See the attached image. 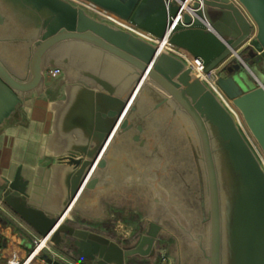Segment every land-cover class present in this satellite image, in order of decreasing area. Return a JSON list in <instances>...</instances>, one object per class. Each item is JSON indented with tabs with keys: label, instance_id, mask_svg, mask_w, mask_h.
Here are the masks:
<instances>
[{
	"label": "water",
	"instance_id": "water-1",
	"mask_svg": "<svg viewBox=\"0 0 264 264\" xmlns=\"http://www.w3.org/2000/svg\"><path fill=\"white\" fill-rule=\"evenodd\" d=\"M86 1L156 36L168 29L170 41L201 59L205 71L219 67L217 84L264 158V0ZM13 14L18 17L16 26L10 19ZM220 24L227 28L225 34ZM201 31L212 32L217 39L212 42L200 36ZM72 41L120 59L136 77L123 98L99 82L103 90L93 95L91 127L96 141L60 158L72 174L59 215L50 217L30 205L27 182L19 172L13 179L0 178V210L20 219L30 237H48L49 249L30 264H159L161 260L170 264L171 254L179 264H264V168L233 115L180 57L69 0H0V126L19 116L24 94L39 87L48 70L62 72L54 52ZM214 43L222 48L216 50ZM188 127L194 130L204 171V186L198 169L197 186L191 183L190 189L194 203L203 210L197 233L193 219L185 223L170 214L174 188L158 192L152 179L161 170L165 185L173 181L168 177L177 175L171 173L175 140ZM211 136L226 148L232 180L242 183L243 207L257 222L256 243L251 246L246 240L239 251L232 248L231 235L223 233ZM177 167L190 177L185 159L179 158ZM86 191L95 209L79 216L75 207ZM118 207L136 228L128 236L116 226L119 239L112 240L96 227Z\"/></svg>",
	"mask_w": 264,
	"mask_h": 264
},
{
	"label": "crops",
	"instance_id": "crops-1",
	"mask_svg": "<svg viewBox=\"0 0 264 264\" xmlns=\"http://www.w3.org/2000/svg\"><path fill=\"white\" fill-rule=\"evenodd\" d=\"M219 29L226 33L224 25L220 24ZM198 34L212 42L217 39L212 32ZM214 44L216 50L222 48L220 43ZM53 57L62 72L57 77L45 74L39 87L24 94L19 116H11L0 126V178L13 179L19 172L27 182L30 205L50 217L61 213L69 194L72 168L60 158L96 141L91 127L95 112L93 95L103 90L99 82L123 98L136 77L135 70L120 59L82 42L65 43ZM90 195L86 191L77 203L75 210L79 216L95 209ZM121 210L110 209V218L96 227L112 240L119 239L114 232L116 226L128 236L135 232L136 226L121 216ZM28 232V227L15 215L0 210V264L25 258L31 246ZM169 261L179 264L172 254ZM159 264L168 261L161 260Z\"/></svg>",
	"mask_w": 264,
	"mask_h": 264
},
{
	"label": "rangeland",
	"instance_id": "rangeland-1",
	"mask_svg": "<svg viewBox=\"0 0 264 264\" xmlns=\"http://www.w3.org/2000/svg\"><path fill=\"white\" fill-rule=\"evenodd\" d=\"M10 19L11 22H13V25L16 26V21L18 20V17L16 18L15 14H13L12 16H10ZM249 68L255 75H259L255 67L249 65ZM246 74L248 75V77L250 76L249 78L251 80V75L248 72ZM248 86L251 87L249 83ZM169 119L173 125H175L176 127L179 126V123L173 120V118ZM247 135L249 140L254 143V140L249 136V134ZM211 147L220 187L219 191L222 205L223 233L225 236H227V234L231 235V244H234L232 248L236 247L238 251L239 248L242 249L246 247V245H244L246 240H250V242H252L253 244L251 246H254V244L256 243V238L254 235L255 230H253V228L256 225L255 223L257 222L255 221V219H251L249 213L246 212V209L243 207V194L241 190L242 183H240L238 179L237 181H234L235 179L232 180V163L228 158V154H226V148H222L221 142L216 140L215 136H211ZM174 148L175 151L172 152V155L174 154L172 162L175 169H171V173H177V175H170L168 179H170V177H173V181L170 179V183L168 185H165V183L163 182V172L161 170H158L152 175L153 184L158 192H165L166 188L168 190L169 188H174V194H172L169 198L170 214H172V216L177 217L180 221H184L185 223L186 220L189 221L193 219V222L198 223L197 225H194V233H197L202 229L201 215L203 210L201 207L197 206L194 203L195 198L191 196L190 189L191 183H194L195 186H197L196 173L198 169L202 170L201 182L204 186V171L198 154L200 152L197 144V139L194 134V130L188 127L184 132V135L175 140ZM179 158L185 159L187 166L185 169H187L188 171L190 170V177L185 176V172H183V170L177 167V161ZM179 182H181V184ZM231 185L233 188L231 187ZM231 201H233V211L228 214V209L231 208ZM193 203L195 205H193ZM160 207L162 209V206ZM251 248L252 252L255 251V247Z\"/></svg>",
	"mask_w": 264,
	"mask_h": 264
},
{
	"label": "built area",
	"instance_id": "built-area-1",
	"mask_svg": "<svg viewBox=\"0 0 264 264\" xmlns=\"http://www.w3.org/2000/svg\"><path fill=\"white\" fill-rule=\"evenodd\" d=\"M72 3L76 4L79 7L84 8L90 14L96 16L97 18L112 23L118 27L126 29L133 34L145 39L146 41L156 45L160 50H166L181 59H183L190 67L193 68L196 74H198L202 80L206 83V85L210 88V90L217 96V98L225 105V107L229 110V112L233 115L239 127L242 129L244 134L248 137V133L240 120V115L233 107L231 101L225 96L222 90L219 88L217 84L219 67L205 71V65L201 59L197 57H193L192 55L185 52L183 49L177 47L170 41V30H166L162 36H156L155 34L143 30L127 21H123L113 13L97 6L96 4L86 1V0H69ZM60 71L58 69H51L47 71V75L49 77H56ZM249 140V138H248ZM250 141V140H249ZM251 142V141H250ZM252 146L257 153L260 162L264 168V158L259 152L258 148L252 143ZM44 249H49L48 246V237H40L32 234L31 236V250L27 253L25 258L21 260H8L5 264H30L34 257L41 254Z\"/></svg>",
	"mask_w": 264,
	"mask_h": 264
}]
</instances>
